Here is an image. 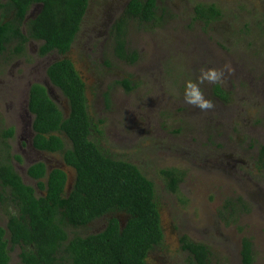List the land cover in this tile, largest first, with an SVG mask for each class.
I'll return each mask as SVG.
<instances>
[{"label":"rangeland","instance_id":"rangeland-1","mask_svg":"<svg viewBox=\"0 0 264 264\" xmlns=\"http://www.w3.org/2000/svg\"><path fill=\"white\" fill-rule=\"evenodd\" d=\"M128 1L90 0L65 54L40 56L37 40L9 61L0 54V135L13 128L11 164L36 195L44 191L27 174L35 162L63 169L67 189L71 186L75 170L62 153L32 146L28 109L29 87L39 82L67 116V99L46 74L52 62L67 58L85 83L90 139L105 155L136 165L154 184L163 237L149 250L147 264H195L181 247L183 236L209 249L207 264H242L246 236L252 264H264V0H158L157 20L128 25L127 46L137 52L132 63L115 56L111 38ZM199 2L215 4L220 18L208 24L196 20L193 7ZM209 70L219 79H205ZM216 86L224 98L214 93ZM193 90L212 106L189 103ZM59 135L69 148V139ZM172 167L181 177L174 191L160 172ZM111 216L121 225L127 219L121 212L107 213L84 227L67 228L68 235L97 233ZM6 221L0 206V225ZM19 252L10 249L9 264L19 261Z\"/></svg>","mask_w":264,"mask_h":264},{"label":"trees","instance_id":"trees-1","mask_svg":"<svg viewBox=\"0 0 264 264\" xmlns=\"http://www.w3.org/2000/svg\"><path fill=\"white\" fill-rule=\"evenodd\" d=\"M88 2L0 0V54L7 61L20 56L29 40L42 41L37 49L40 56L52 51L65 54L81 28ZM36 3L40 4L37 14L24 23L30 7ZM157 3L158 0L126 3L111 27L113 51L118 59L130 63L137 59V52L127 46L128 25L130 21L157 20ZM220 16L221 11L213 3L194 5L196 20L209 23ZM46 74L66 97L69 112L64 116L46 87L33 82L28 94V109L33 115L32 146L40 151L61 152L64 163L74 168L75 178L66 191L68 178L63 169L47 172L43 162H35L28 167L27 174L44 191V195H36L35 188L26 184L11 164L8 139L13 128L3 130L0 206L7 221L0 225V264H9L12 247L20 249L19 261L14 264H147L149 250L163 237L153 182L136 165L105 155L90 139L85 83L72 61L67 58L54 61ZM123 82L126 89L131 88L128 80ZM214 93L225 97L218 86ZM60 133L69 139V148L65 149ZM160 172L169 189L176 190L181 179L178 170L172 167ZM238 200L242 202L241 198ZM231 210H237L232 203ZM116 212L127 215L124 225L119 218L111 216L103 230L69 237L67 228L84 227L107 213ZM180 241L195 264H207L210 251L204 244L186 236ZM240 255L242 264L253 263L252 242L246 236L241 240Z\"/></svg>","mask_w":264,"mask_h":264},{"label":"clouds","instance_id":"clouds-1","mask_svg":"<svg viewBox=\"0 0 264 264\" xmlns=\"http://www.w3.org/2000/svg\"><path fill=\"white\" fill-rule=\"evenodd\" d=\"M220 74L216 70H209L207 73H205V79L209 81H216L219 79ZM189 103H192L202 109L204 108H210L212 105L209 101L205 100L202 96V94L199 91L193 90L191 93H189L188 97L186 98ZM47 172L50 170L46 169ZM52 170V169H51ZM102 218V217H101Z\"/></svg>","mask_w":264,"mask_h":264},{"label":"flooded vegetation","instance_id":"flooded-vegetation-1","mask_svg":"<svg viewBox=\"0 0 264 264\" xmlns=\"http://www.w3.org/2000/svg\"><path fill=\"white\" fill-rule=\"evenodd\" d=\"M2 1H5V0H2ZM90 1V0H89ZM88 5H89V2H88ZM37 7V12H38V10H39V7H40V4L38 3H36V4H33L31 7H30V9H29V11H28V13L26 14V16H25V20H24V23L26 22V21H28L30 18H33L36 14H37V12H34V14H33V12H32V8L33 7ZM87 10H88V8H87ZM87 10H86V12H85V14L87 13ZM193 11H194V7H193ZM85 14H84V16H85ZM84 16H83V18H82V21H81V25H82V22H83V19H84ZM210 23V22H209ZM208 24V23H207ZM23 27H25V25H23ZM23 27H22V30H23ZM81 29V28H80ZM80 31V30H79ZM78 31V32H79ZM78 34V33H77ZM77 36V35H76ZM76 36H75V38H76ZM75 40V39H74ZM74 40H73V42H74ZM31 40H29L28 42H27V44L30 42ZM26 44V45H27ZM73 44V43H72ZM69 51V50H68ZM67 51V52H68ZM53 52V51H52ZM51 52H49V53H47V54H50ZM47 54H45V55H47ZM44 56V55H43ZM69 188V187H68ZM66 189H67V187H66ZM66 191H69V189H67Z\"/></svg>","mask_w":264,"mask_h":264}]
</instances>
